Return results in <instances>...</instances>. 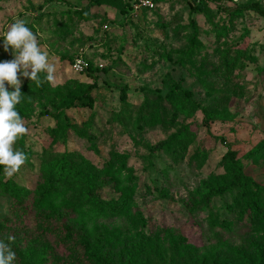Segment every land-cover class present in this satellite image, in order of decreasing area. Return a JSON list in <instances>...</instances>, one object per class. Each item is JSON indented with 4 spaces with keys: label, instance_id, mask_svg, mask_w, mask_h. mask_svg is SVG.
<instances>
[{
    "label": "rangeland",
    "instance_id": "rangeland-1",
    "mask_svg": "<svg viewBox=\"0 0 264 264\" xmlns=\"http://www.w3.org/2000/svg\"><path fill=\"white\" fill-rule=\"evenodd\" d=\"M90 3L0 0V38L24 20L55 69L48 99L17 105L28 131L14 148L25 164L11 178L0 167V240L17 252L14 264H95L82 235L101 264H264V222L242 219L243 205L234 210L242 192L211 194L239 178L226 171L230 151L250 184L264 189V17L236 11L264 8V0H196V13L188 0H168L138 17ZM10 52L0 61L13 59ZM78 59L87 65L82 73L73 69ZM96 80L94 107H80L79 92ZM30 82L22 80L23 96ZM180 82L199 108L150 127L156 110L171 111L167 96ZM177 134L182 159L153 151ZM61 168L72 171L70 199L43 201L51 183L60 185L53 173ZM13 190L33 216L18 218ZM87 190L113 213L81 198ZM51 209L57 217L47 230L35 216ZM64 221L80 232V244L56 232Z\"/></svg>",
    "mask_w": 264,
    "mask_h": 264
},
{
    "label": "trees",
    "instance_id": "trees-1",
    "mask_svg": "<svg viewBox=\"0 0 264 264\" xmlns=\"http://www.w3.org/2000/svg\"><path fill=\"white\" fill-rule=\"evenodd\" d=\"M166 1L168 0L160 1V5ZM188 1L192 2V5H191L192 13L201 11V8H199V6H195L196 0H188ZM105 4L116 5L125 15L127 14L129 16L131 15L130 14V0H91V3H90L92 7L102 6ZM236 11L240 15L246 11H253L259 14L260 16L264 17V8H261L259 5H256V4L246 6V7H241V8L238 7ZM77 14L81 16L84 13L80 11V13H77ZM143 14H148V13H143ZM2 43H3L2 40H0V45H2ZM196 49L197 47L195 45V38H194L192 40L191 50L187 54V57H189L190 55H193ZM3 53H4L3 48L2 46H0V56H2ZM41 79L43 80V83L40 84L39 86H37L35 82H30L29 83L30 85L24 88V91H23L24 96L22 95L23 96L22 101L28 98L30 99V103L28 104L23 103V106L28 108V106L30 107L31 103H37L40 101L42 102L43 100L48 99L47 96L51 94V89H52L51 82L44 79V74H41ZM97 88H98V82L96 80L94 84H92L85 90H81L79 92V96L77 99L79 100L80 107L82 108H93L94 107L95 99L93 98V93L95 92ZM120 91H121V97H120L121 101L124 103H127V88L121 87ZM148 102H149V98L146 99V101L144 102L143 111L144 110L148 111L147 110ZM167 102L172 107L171 111L167 112L166 109H163L161 111L156 110L154 117L152 118V120L149 121L150 127L156 126L158 123L162 124L163 122H166L168 120L172 123L175 121L177 117H179L180 114H187L188 116H190L192 115V113L196 111V109L199 108L198 104L195 101L193 94L185 90L182 87L181 82L177 84L174 87L173 92L167 96ZM17 111L19 112L18 107H17ZM44 115L47 116L48 113H44ZM55 133L56 131L53 130V134ZM181 137H182V134L181 135L177 134L175 136H172L171 138H169V140L163 141L159 143L158 145H156L153 148V151H156V152L164 151L173 159L180 160L184 157V154L186 152V147L180 141ZM230 153L232 154V157L229 161L230 163L226 171L228 170L230 171V173L232 172V175L230 174L231 176L236 175L239 178H237L238 179L237 181L231 182L230 184L224 183L220 186H217L214 190H212L211 194L215 196H223L228 192L239 190L240 192H242L243 196L241 195L238 198V200H236L234 210L240 208L243 205L244 211L242 212V219L246 217L245 219L247 221H250L251 225H254L258 221L264 222V198L262 196V192L264 189L254 183L250 184L249 178L244 173L243 164L239 160L236 159V152L230 151ZM66 163L68 164V162ZM71 172L72 171H69L68 173L61 168L60 170H58L57 176L53 173L54 181L59 182L60 185L58 184L59 186L56 187L52 185L51 183L48 191L44 193L43 201H45L46 198L47 199L50 198L51 195H55L56 197L62 199V201L60 202V205H64L67 203V201L70 199L69 197L70 195L68 194L67 196L64 194V192L66 189L67 193L71 194V189H69V185L71 182L70 181ZM8 187L9 186H5L3 190L5 191L6 189H8ZM251 193H252V196L251 198L248 199V196ZM12 194L14 196V201H15L14 211L15 213L18 214V218L27 219L33 216L31 213V210L24 206L22 200L17 196V193L15 192V190L12 191ZM80 195H81V198H83L86 202L95 203L96 206H98L101 210L107 209V210H110L111 212L114 211L109 202H106L105 200L100 198L95 192L91 190L82 192ZM193 203L194 202L188 205L189 211H192V212L195 211V205ZM201 203H203L204 205L210 204L211 197H209L208 195L203 197ZM38 208H41V207L40 206L33 207V209H38ZM51 211L52 212L50 215L42 214L41 216H38V215L35 216L36 223L41 222L42 226L47 230H50L53 224V220L56 219L57 217L55 215L56 212L54 211V209H51ZM250 214H251V217H249ZM0 228H3V227L0 225ZM56 232L62 235H65L68 239H71L76 242L78 241V244H80L79 239H78L80 237V232H77L75 227L71 223H68V222L66 223L65 221L60 222V225ZM263 232H264V229H263ZM82 237H85L84 239L82 238V240H83V243H85L87 247L86 258L89 261H93V263L95 264H101L103 261L102 257L94 253V251L91 249V246L86 236L82 235ZM185 241L187 240L184 237H182L179 240L180 243L186 244ZM14 253H15V257H17V261L20 262L21 259H19L17 252L14 251ZM261 258L264 259V255H262ZM212 261L213 263H215V258L212 257Z\"/></svg>",
    "mask_w": 264,
    "mask_h": 264
},
{
    "label": "clouds",
    "instance_id": "clouds-1",
    "mask_svg": "<svg viewBox=\"0 0 264 264\" xmlns=\"http://www.w3.org/2000/svg\"><path fill=\"white\" fill-rule=\"evenodd\" d=\"M0 40L3 51L11 50L13 57L0 61V167L11 178L27 160L23 151L14 148L16 141L28 131L17 111L23 99L22 80L26 78L39 86L43 83L41 74L51 82L55 69L24 20H15ZM14 261L15 253L10 244L0 240V264H14Z\"/></svg>",
    "mask_w": 264,
    "mask_h": 264
},
{
    "label": "built area",
    "instance_id": "built-area-1",
    "mask_svg": "<svg viewBox=\"0 0 264 264\" xmlns=\"http://www.w3.org/2000/svg\"><path fill=\"white\" fill-rule=\"evenodd\" d=\"M160 1L163 0H130V14L133 16H140L143 13H150L160 6ZM86 63L82 59L75 61L73 66L74 71L82 73L86 70Z\"/></svg>",
    "mask_w": 264,
    "mask_h": 264
}]
</instances>
